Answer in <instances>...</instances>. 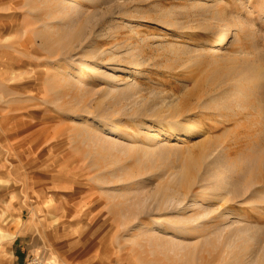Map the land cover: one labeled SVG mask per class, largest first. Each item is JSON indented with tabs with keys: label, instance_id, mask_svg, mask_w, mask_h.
Instances as JSON below:
<instances>
[{
	"label": "rangeland",
	"instance_id": "rangeland-1",
	"mask_svg": "<svg viewBox=\"0 0 264 264\" xmlns=\"http://www.w3.org/2000/svg\"><path fill=\"white\" fill-rule=\"evenodd\" d=\"M0 255L257 264L264 0H0Z\"/></svg>",
	"mask_w": 264,
	"mask_h": 264
},
{
	"label": "bare ground",
	"instance_id": "bare-ground-1",
	"mask_svg": "<svg viewBox=\"0 0 264 264\" xmlns=\"http://www.w3.org/2000/svg\"><path fill=\"white\" fill-rule=\"evenodd\" d=\"M229 31H228V29L227 28H222L221 29V31L219 32V38L216 40V42H215V44L213 45V47L211 48V50H210V53L213 55V56H217V55H219V54H221V52H222V50H223V48H224V46H225V44H226V42L228 41V33ZM84 77V75H79V78L80 79H82ZM203 81V80H202ZM215 82L217 81V80H214ZM204 83H207V82H204ZM208 83L211 85L212 83H211V81H208ZM207 83V84H208ZM203 84V82H201V83H199V85H202ZM205 87V86H204ZM209 87V86H208ZM202 88V87H201ZM203 127V125H199V123H198V121L197 122H194L191 126H190V132L187 134V135H185L186 137H188V139H186L185 141H190V139H194V137H195V133L197 132H199L200 130H201V128ZM122 130H116V134H120V133H122L121 132ZM182 134L180 133V134H178L177 136H176V139H180V138H182V136H181ZM263 162V161H262ZM231 207V206H230ZM3 254H5V253H3ZM0 257H1V255H0ZM1 258H4V257H1ZM0 258V259H1ZM4 262H5V260H4ZM245 264H247V263H245ZM257 264H264V255L263 256H261V258L259 259V261H258V263Z\"/></svg>",
	"mask_w": 264,
	"mask_h": 264
},
{
	"label": "crops",
	"instance_id": "crops-1",
	"mask_svg": "<svg viewBox=\"0 0 264 264\" xmlns=\"http://www.w3.org/2000/svg\"><path fill=\"white\" fill-rule=\"evenodd\" d=\"M12 231L17 233L16 237H15V234H12L13 237L11 236V239L14 240L13 244H15L16 240L18 239V230L15 227V228L12 229Z\"/></svg>",
	"mask_w": 264,
	"mask_h": 264
},
{
	"label": "built area",
	"instance_id": "built-area-1",
	"mask_svg": "<svg viewBox=\"0 0 264 264\" xmlns=\"http://www.w3.org/2000/svg\"><path fill=\"white\" fill-rule=\"evenodd\" d=\"M30 264H42V261L34 259Z\"/></svg>",
	"mask_w": 264,
	"mask_h": 264
}]
</instances>
